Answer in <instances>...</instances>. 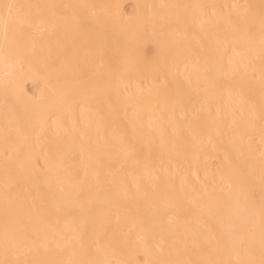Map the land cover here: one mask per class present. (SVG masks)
<instances>
[{
  "label": "snow or ice",
  "instance_id": "6c2138e0",
  "mask_svg": "<svg viewBox=\"0 0 264 264\" xmlns=\"http://www.w3.org/2000/svg\"><path fill=\"white\" fill-rule=\"evenodd\" d=\"M98 18L107 26L131 30L156 44L153 66L164 78L153 87L166 91L167 79L177 76L185 77L191 85L195 72L199 106L193 112L183 105L177 109L174 104L169 122L184 125L194 144L210 145L214 151H222L224 158L199 187L189 190L187 177L180 172L162 191L157 183L153 184L159 200L156 211L169 220L176 219L183 230L155 235L143 230L144 234L137 237L140 249L134 261L90 235V217L100 213L119 215L118 208L107 207L108 198L98 201L96 209L76 205L82 214L79 225L73 218L61 226L60 215H67L72 206L50 208L39 190L35 172L39 166L43 174H55L56 158L46 144L41 145L46 156L44 165H39L31 152L36 131L31 124L33 118L41 130L52 121L55 137L60 139L68 131L58 124L61 106L71 97L86 101L89 92L105 96L114 92L125 111L131 109L133 121L140 119L137 99L142 89L137 88L135 94L130 91L131 83L124 82L121 68L113 66L104 47L89 43L68 53L63 51L59 37H75L90 20ZM209 23L215 25L212 35L221 52L216 59L205 54ZM40 38L51 40L48 93L21 96L18 89L17 99L32 106L33 111L25 114L24 122L14 116L0 128L5 143L0 177V264H264V0L259 13L250 3L161 2L137 4L132 13H125L119 3L0 0V52L12 49L30 57ZM222 72L228 77L238 74L243 91L224 96ZM4 86L7 108V81ZM198 129L206 131V139L195 134ZM254 131H258V139L249 135ZM111 141L104 146L114 161L110 171L102 175L98 165L92 167L82 160L80 168L70 169L59 178L61 189L66 181L79 196L89 175L91 184L111 190L121 188L122 167L116 164L121 157L132 155L134 148L123 134L113 135ZM133 194H142L139 184L134 185ZM186 200L201 208L199 216L184 219ZM209 217L215 219L216 227L209 224ZM53 241L57 242L54 249L49 247ZM52 251L64 258H45Z\"/></svg>",
  "mask_w": 264,
  "mask_h": 264
},
{
  "label": "bare ground",
  "instance_id": "6f19581e",
  "mask_svg": "<svg viewBox=\"0 0 264 264\" xmlns=\"http://www.w3.org/2000/svg\"><path fill=\"white\" fill-rule=\"evenodd\" d=\"M20 3H89L122 5L125 13H132L137 4L188 3L231 5L233 3H250L256 5L257 13L261 10V0H18ZM107 14V13H106ZM160 22L157 21V28ZM46 28V26H45ZM209 39L205 45V54L210 59L221 55L212 33L215 25H206ZM47 31V28H46ZM65 53L74 48L86 47L89 43L104 47L113 66H119L124 75V82L131 83L130 91L134 94L137 88L142 89L137 99L140 119L133 121L131 109L125 111L123 102L113 92L108 96L98 92H89L88 99L81 101L80 97H71L61 106L58 121L61 129L67 128V133L56 139L52 121L44 124L42 130L33 118L32 126L36 131L32 135L31 152L39 165H44L46 156L41 151V145L46 144L57 161L55 174L45 175L38 166L35 169L39 190L45 197L50 208L59 205L62 209L71 205L67 215L61 214L60 224L75 219L77 226L81 213L75 207L82 205L85 209H96L98 201L108 198L109 208H118L119 215L100 213L90 217L89 232L93 238H99L110 248L120 251L123 258L134 261L140 249L137 237L148 229L151 234H169L183 230L176 219L161 216L156 211L159 203L153 192V184H158L162 191L170 185L178 172L187 177L189 190L199 187L206 179H210L217 166L224 162L223 152H217L210 145H196L185 126L173 125L169 122V113L175 104L183 105L184 109L195 111L199 106L200 97L194 91L193 84H188L185 77H169L166 91L153 85L164 78V75L154 69V57L157 55L156 44L151 39L141 38L131 30L107 26L102 18L90 20L84 25V31L75 37H59ZM51 40L40 38L35 42L34 53L30 57L17 54L12 49L7 53L0 52V128L12 117L25 120V114L32 112V106L21 103L17 99L18 89L21 96H39L43 91L48 93L49 47ZM55 56V50L51 53ZM239 60V58H237ZM91 63V58H89ZM224 69H227V57L224 58ZM103 72V69H101ZM224 96L229 92L237 95L243 91L239 75L231 77L220 75ZM5 81H7V108L4 105ZM123 134L134 148L132 155L121 157L116 164L122 167L123 185L118 190L108 189L105 185L91 184V175L81 187L80 195L70 189L65 181L63 189L59 178H63L70 169H78L82 160L92 167L97 165L101 174L110 171L113 159L105 149L111 144L113 135ZM195 134L206 139V131L198 129ZM249 135L258 139V131ZM226 139V138H225ZM5 143L0 137V177L5 159ZM139 161V164L136 162ZM91 172V168L89 170ZM81 175L83 172L81 171ZM159 178L157 181L156 178ZM139 184L141 195L133 194L134 185ZM179 187V181L176 182ZM187 213L185 220H190L201 214V208L185 201ZM209 224L216 227L215 219L208 218ZM56 241L49 247L54 249ZM47 259L64 258L55 251L49 252Z\"/></svg>",
  "mask_w": 264,
  "mask_h": 264
}]
</instances>
